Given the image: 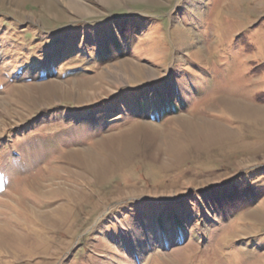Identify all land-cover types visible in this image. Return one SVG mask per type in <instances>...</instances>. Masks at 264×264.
<instances>
[{
    "label": "rangeland",
    "instance_id": "1",
    "mask_svg": "<svg viewBox=\"0 0 264 264\" xmlns=\"http://www.w3.org/2000/svg\"><path fill=\"white\" fill-rule=\"evenodd\" d=\"M0 264H264V0H0Z\"/></svg>",
    "mask_w": 264,
    "mask_h": 264
},
{
    "label": "trees",
    "instance_id": "2",
    "mask_svg": "<svg viewBox=\"0 0 264 264\" xmlns=\"http://www.w3.org/2000/svg\"><path fill=\"white\" fill-rule=\"evenodd\" d=\"M122 31H124V30H122ZM125 32V31H124ZM126 35L128 36L129 34H131L132 32H131V29H130V27H129V29L128 30H126ZM122 35V34H121ZM165 107H167V106H165ZM164 108V107H163ZM165 109V108H164ZM166 110V109H165ZM158 115V114H157Z\"/></svg>",
    "mask_w": 264,
    "mask_h": 264
}]
</instances>
